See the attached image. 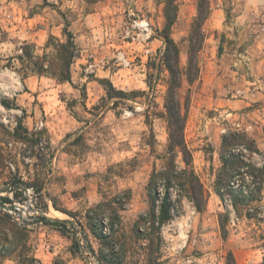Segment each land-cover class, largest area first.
<instances>
[{"label":"rangeland","instance_id":"1","mask_svg":"<svg viewBox=\"0 0 264 264\" xmlns=\"http://www.w3.org/2000/svg\"><path fill=\"white\" fill-rule=\"evenodd\" d=\"M200 1L178 0L170 36L183 74L185 142L210 195L203 213L182 198L158 232L147 184L169 158L163 0H0V197H12L1 190L14 178L44 182V198L30 189L14 199L9 213L27 239L21 246L10 234L0 241V264L262 263L264 200L254 219L230 209L224 238L225 209L213 185L226 130H244L264 153V0H207L209 17L194 36L199 74L190 83ZM64 18L79 48L70 82L33 72L36 62L60 69ZM102 81L137 98L109 99ZM176 162L183 165L180 156ZM43 206L47 217L70 222L66 235L37 222ZM100 222L105 241L93 233Z\"/></svg>","mask_w":264,"mask_h":264},{"label":"trees","instance_id":"2","mask_svg":"<svg viewBox=\"0 0 264 264\" xmlns=\"http://www.w3.org/2000/svg\"><path fill=\"white\" fill-rule=\"evenodd\" d=\"M163 3L165 25L159 38L163 41L164 48L159 57V66L164 68L170 75L168 96L165 103L170 127L169 158L163 169L152 172L147 184L150 202V224L158 232L166 223L172 220L174 215L178 214L176 203H180L182 198L188 199L198 213H203L206 210L210 195L194 170L193 156L184 138V116L178 99V91L182 85L183 74L179 66V49L170 36L171 29L177 19L178 0H163ZM207 5V0H201L198 7L197 28L193 31L189 65L186 73L187 80L190 83L194 82L199 74L196 61V53L199 46H195L194 36L197 35L199 37L201 35L200 27L209 17ZM64 22L63 33L66 37V43L59 44L58 60L61 63L60 69L55 72H49L43 66H38L36 62L37 69L33 70V72L38 74L51 73L60 82H70V68L73 60L78 55L79 48L75 43L73 33L69 30V22L66 18H64ZM25 57L30 60L34 58L27 51L25 52ZM102 83L105 85L109 99L117 98L123 101H135L137 98L138 94L136 92L125 93L116 91L109 82L102 81ZM148 85L152 89V85ZM178 156L181 157L183 165L176 162ZM219 159L221 167L214 181L213 192L221 200L225 209V213L219 215V225L225 238L230 209L235 214L244 212L248 219L257 218L260 212L261 203L264 200V153L258 147L256 141L244 130L228 129L221 136ZM43 188L44 182L41 185L29 184L21 178H14L7 182L6 188L1 190V192H7L12 197H0V241H3L4 244L8 243V234L20 243V246L22 245L21 243L26 241L27 229L21 227L15 221L9 210H15L13 206L14 199H17L18 196L25 194L30 189L44 198ZM173 191L177 193L178 200H173ZM45 209L46 206H43L39 210L42 214L37 218V222L53 227L63 235H66L69 232L67 225L70 222L66 220H49L44 216ZM92 229L99 240L105 241L108 238L103 234L101 222L93 225ZM73 242L75 247L80 248L79 242L75 237ZM33 261L35 260L23 259L25 264H31ZM53 264H64V262L56 260ZM261 264H264V258Z\"/></svg>","mask_w":264,"mask_h":264},{"label":"built area","instance_id":"3","mask_svg":"<svg viewBox=\"0 0 264 264\" xmlns=\"http://www.w3.org/2000/svg\"><path fill=\"white\" fill-rule=\"evenodd\" d=\"M102 228H103V232H104V233H108V228H107V226H106V223L103 224ZM76 239H77V238H76ZM77 241L79 242L78 239H77Z\"/></svg>","mask_w":264,"mask_h":264},{"label":"crops","instance_id":"4","mask_svg":"<svg viewBox=\"0 0 264 264\" xmlns=\"http://www.w3.org/2000/svg\"><path fill=\"white\" fill-rule=\"evenodd\" d=\"M75 36L76 35H74V40L76 41L75 43H78V38L77 37L75 38ZM79 47H81L82 49H86L85 48L86 47L85 45H80Z\"/></svg>","mask_w":264,"mask_h":264},{"label":"water","instance_id":"5","mask_svg":"<svg viewBox=\"0 0 264 264\" xmlns=\"http://www.w3.org/2000/svg\"><path fill=\"white\" fill-rule=\"evenodd\" d=\"M44 216H46L45 214H44ZM47 217V216H46ZM49 220H51V221H55V219H52V218H49V217H47ZM56 220H58V219H56ZM60 221H62V220H60ZM85 256V255H84ZM87 261V260H86ZM87 264H89V262L87 261Z\"/></svg>","mask_w":264,"mask_h":264}]
</instances>
